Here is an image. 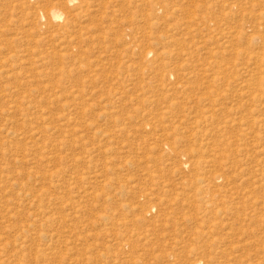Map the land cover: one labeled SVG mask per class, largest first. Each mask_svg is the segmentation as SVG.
Here are the masks:
<instances>
[{
    "label": "rangeland",
    "instance_id": "1",
    "mask_svg": "<svg viewBox=\"0 0 264 264\" xmlns=\"http://www.w3.org/2000/svg\"><path fill=\"white\" fill-rule=\"evenodd\" d=\"M69 1L0 0V264H264V0Z\"/></svg>",
    "mask_w": 264,
    "mask_h": 264
},
{
    "label": "bare ground",
    "instance_id": "2",
    "mask_svg": "<svg viewBox=\"0 0 264 264\" xmlns=\"http://www.w3.org/2000/svg\"><path fill=\"white\" fill-rule=\"evenodd\" d=\"M72 1H74V0H70L69 2H72ZM58 9V8H57ZM51 10V12L49 13L50 15L49 16H51L53 19H56V18H59L60 17V13H58V11L59 10ZM47 14V13H46ZM44 17V16H43ZM50 17V18H51ZM256 28V27H255ZM257 29V28H256ZM256 29H254V31L256 30ZM263 34V33H262ZM252 35H254V34H252ZM251 35V36H252ZM258 35V34H257ZM259 36V35H258ZM257 36V37H258ZM261 36V35H260ZM250 37V36H249ZM256 37V38H257ZM261 38V37H260ZM258 39H259V37H258ZM262 40V42L260 43V46H259V52H257V59L255 60V63H257V64H255V65H257L256 66V68H257V70H258V75H260V74H263L264 75V37L262 36V38H261ZM249 41H250V39H249ZM259 41V40H258ZM250 44V43H249ZM257 44V43H256ZM258 44H259V42H258ZM257 44V45H258ZM250 45H252V44H250ZM260 79V81L261 82H259V86L261 87V86H263V81H262V79L261 78H259ZM258 86V87H259Z\"/></svg>",
    "mask_w": 264,
    "mask_h": 264
}]
</instances>
